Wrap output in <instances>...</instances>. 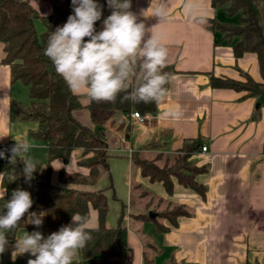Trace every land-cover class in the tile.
Masks as SVG:
<instances>
[{
  "label": "crops",
  "instance_id": "1",
  "mask_svg": "<svg viewBox=\"0 0 264 264\" xmlns=\"http://www.w3.org/2000/svg\"><path fill=\"white\" fill-rule=\"evenodd\" d=\"M29 1L41 16L53 12L52 0ZM185 3L186 0H167L168 18L160 21L152 16L151 0H131L130 11L146 28L154 27L153 32L168 48L167 65L174 66L177 74L171 77L168 95L156 103L148 124L140 125L129 116V127L122 132L117 133L109 124L99 132L109 145L110 172H122V189L119 191L116 183L114 192L106 188L105 178L111 175L108 171H103L93 186L64 187L105 191L109 202L106 225L116 228L122 218L127 244L133 252L132 261L125 259L119 264H144L145 258L150 264H264V94L247 97L246 92L211 86L212 76L245 82L248 75L263 82L258 56L249 52L236 58L224 35L209 29V20L227 22L223 7H213V0H192V15L206 18L205 23H198L185 9ZM102 23L98 24L99 31ZM36 27L40 33L45 31L39 21ZM4 58V45L0 43V146L11 147L14 139H23L33 149H47L30 136L38 130L37 122L14 118L20 81H12ZM75 95L84 104L89 101L83 94ZM176 109L183 113L180 119L164 117V113ZM193 140L198 141V149L189 147L184 152L185 143ZM204 146L208 148L205 153L201 150ZM134 153L161 168L173 167L179 157L188 156V163L195 169L191 174L205 189L204 196L182 185L175 176L171 178L172 193H168L163 182L143 176L133 163ZM81 156L82 150L77 149L67 164L62 159L53 161L51 183L60 185L61 169L89 176L90 170L80 165ZM17 188L22 189L19 178L10 179L4 186L0 173V194L6 191L5 196L11 197ZM174 206L188 212L177 218L176 226L159 216ZM151 213L156 218L152 219ZM41 216L44 223V214ZM89 218L90 228H97L98 212L92 207ZM161 227L168 230L161 231ZM25 231L21 228L14 239H9L0 264H27L34 259L29 254H12L15 240ZM77 263L96 264L92 259H83L82 250L74 260Z\"/></svg>",
  "mask_w": 264,
  "mask_h": 264
},
{
  "label": "trees",
  "instance_id": "2",
  "mask_svg": "<svg viewBox=\"0 0 264 264\" xmlns=\"http://www.w3.org/2000/svg\"><path fill=\"white\" fill-rule=\"evenodd\" d=\"M52 1L53 12L48 16H41L29 0H0V43L4 45L5 52L3 63L10 67L12 81H20L27 87L30 98L28 108L19 103L15 104L14 118L37 122L39 128L31 132L30 136L36 143L48 149V162L38 164V170L33 173L31 180H26L23 175L24 165L19 160L13 163H9L7 159L0 160L3 185L6 186L12 178H19L22 189L30 192L33 200L29 211L44 214L45 217L42 226L37 228L29 224V219L25 216L18 227L7 235L9 239H14L17 232L25 228L28 233L40 231L47 237L61 226L70 224L73 213L90 216L92 207L98 212L99 224L97 228L91 229L92 239L82 250L83 259H92L96 264H119L125 259L130 262L133 252L127 244V230L122 226V218L116 228H108L106 225L109 202L105 191H85L64 185L93 186L103 171L110 172V155L107 151L109 145L99 132L108 124L117 133L122 132L129 127L127 118L132 112L153 114L156 103H132L125 99L131 89L121 92L114 103L88 101L84 104L80 96L73 94L65 81L56 74L51 60L44 54L48 36L58 26L66 23L69 15L74 14L71 0L60 3ZM97 2L103 6L100 20L103 21L112 10L107 6V0ZM212 4L215 8L223 7L229 18L238 16L239 23L209 20V29L224 35L225 42L232 45L236 58L249 52L257 54L263 82H256L248 75L245 82L212 76L211 86L246 92L247 97L264 94V0H213ZM37 21L45 28L43 33L38 31ZM100 21L95 25L97 31ZM164 71L170 77L177 74L172 65H167ZM167 87L169 88V84ZM94 126L99 130L95 131ZM189 147L198 149V141L186 142L183 151H189ZM5 148L9 146H0V150ZM77 149L82 150L80 165L90 170L89 176L69 174L61 169L60 185H53L50 180L52 162L62 159L67 164ZM187 158L186 155L179 157L174 168H161L153 161L142 159L137 153L132 156L134 165L141 169L143 176L149 177L151 181L163 182L168 193H172L171 178L175 176L182 185L204 196L205 189L194 181L191 172L195 169L188 163ZM10 198H0V213L5 211L4 205ZM115 199L118 200L116 196ZM185 215L188 212L182 206H174L159 216L176 226L177 218ZM167 230L161 227V231ZM144 264H150L148 258H145Z\"/></svg>",
  "mask_w": 264,
  "mask_h": 264
},
{
  "label": "clouds",
  "instance_id": "3",
  "mask_svg": "<svg viewBox=\"0 0 264 264\" xmlns=\"http://www.w3.org/2000/svg\"><path fill=\"white\" fill-rule=\"evenodd\" d=\"M71 6L74 14L51 32L44 49L56 74L70 91L83 94L89 102L114 103L121 92L131 89L125 99L132 103H161L168 95L167 85L171 79L164 71L169 51L160 36L153 32L154 27L146 28L143 22H138V16L130 11L131 0H107L112 11L103 19L100 31L95 25L102 18L103 6L97 0H71ZM184 6L192 15V0H186ZM149 8H152V16L160 21L168 18L167 0H151ZM192 18L198 23L206 22L203 15H192ZM163 115L180 119L183 113L176 109ZM14 140L13 146L0 150V159H7L9 163L19 160L24 165L23 175L31 180L38 170V163L28 157L32 145L27 140ZM5 194L6 191L0 198ZM32 205L30 192L20 188L13 190L4 205L5 211L0 213V255L10 244L7 234L15 230L25 216L29 224L42 226L43 216L29 211ZM91 239L89 216L73 213L70 224L47 237L40 231H25L15 240L12 254L34 257L27 264H74Z\"/></svg>",
  "mask_w": 264,
  "mask_h": 264
},
{
  "label": "rangeland",
  "instance_id": "4",
  "mask_svg": "<svg viewBox=\"0 0 264 264\" xmlns=\"http://www.w3.org/2000/svg\"><path fill=\"white\" fill-rule=\"evenodd\" d=\"M227 21H231L234 24H238L239 23L238 16H234L232 18H229L227 16ZM18 89H20V90H18V100H19L18 103L22 107L28 108L30 106V98H29V92H28L27 87L23 83L20 82V83H18ZM103 136L105 138L104 134H103ZM28 157H30L33 160H35L38 164H46L48 162V149H46V148H42L41 149L40 148L39 150H37V149L31 148L30 149V154L28 155ZM90 157H92V154H91ZM173 168H174V166H173ZM119 174L122 175V172L115 173V175H113L111 173L110 177H108V175H107L106 178H105L106 179V184H107L106 188L112 190V192H114L116 190L115 183L118 185V190L119 191L122 189L123 181H122V176L119 175ZM111 185L113 186L112 188H111ZM135 200H136V190L133 191V201H135Z\"/></svg>",
  "mask_w": 264,
  "mask_h": 264
},
{
  "label": "built area",
  "instance_id": "5",
  "mask_svg": "<svg viewBox=\"0 0 264 264\" xmlns=\"http://www.w3.org/2000/svg\"><path fill=\"white\" fill-rule=\"evenodd\" d=\"M130 118L135 120L138 124L140 125H146L152 120V114H141L137 111H134L130 114ZM202 152L205 153L207 152L208 148L207 147H202Z\"/></svg>",
  "mask_w": 264,
  "mask_h": 264
},
{
  "label": "water",
  "instance_id": "6",
  "mask_svg": "<svg viewBox=\"0 0 264 264\" xmlns=\"http://www.w3.org/2000/svg\"><path fill=\"white\" fill-rule=\"evenodd\" d=\"M0 160H3V159H0ZM150 217H151L152 219H154V218H156V214L151 213V214H150Z\"/></svg>",
  "mask_w": 264,
  "mask_h": 264
}]
</instances>
